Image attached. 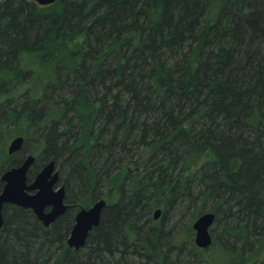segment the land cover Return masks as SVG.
I'll use <instances>...</instances> for the list:
<instances>
[{"label":"trees","instance_id":"1","mask_svg":"<svg viewBox=\"0 0 264 264\" xmlns=\"http://www.w3.org/2000/svg\"><path fill=\"white\" fill-rule=\"evenodd\" d=\"M231 2L0 0V194L34 155L29 181L54 162L71 206L46 227L6 205L0 264H264V35ZM102 199L70 248L77 212Z\"/></svg>","mask_w":264,"mask_h":264},{"label":"water","instance_id":"2","mask_svg":"<svg viewBox=\"0 0 264 264\" xmlns=\"http://www.w3.org/2000/svg\"><path fill=\"white\" fill-rule=\"evenodd\" d=\"M41 6H50L57 0H34ZM25 143L23 137L14 139L9 148V154L18 153ZM36 161L34 155H29L22 165L14 167L4 173L5 183L0 194V230L4 225L3 211L6 205H16L32 210L40 222L46 227L51 226L60 216L64 215L69 206L65 203V188L59 186V171L54 162L46 165L33 179L29 181L28 174ZM105 200L94 203L89 208H82L77 212L75 225L68 239L70 248L79 249L85 246L89 234L99 226ZM162 210L157 209L154 218L158 220ZM216 222L214 213L201 215L193 224L195 243L201 249H208L213 245L212 228Z\"/></svg>","mask_w":264,"mask_h":264},{"label":"rangeland","instance_id":"3","mask_svg":"<svg viewBox=\"0 0 264 264\" xmlns=\"http://www.w3.org/2000/svg\"><path fill=\"white\" fill-rule=\"evenodd\" d=\"M234 5H236V9L230 8L232 16L237 20V22L248 25L251 28L252 37L257 39L258 37H262L264 35V12L259 10V8L253 9L251 5L242 3V0H231ZM228 0H215L214 10L220 8L221 5L226 4ZM238 3V4H237ZM260 26V27H259ZM259 39V38H258ZM260 40V39H259ZM251 52V50H249ZM256 52V48L252 49V54ZM12 142V141H11ZM8 144V146L11 144ZM144 155V153H142ZM149 152L147 153V157ZM140 162V161H139ZM117 173L112 181L108 184L106 193L110 198H116L117 195V186L120 184L124 173ZM109 200V198H106Z\"/></svg>","mask_w":264,"mask_h":264},{"label":"flooded vegetation","instance_id":"4","mask_svg":"<svg viewBox=\"0 0 264 264\" xmlns=\"http://www.w3.org/2000/svg\"><path fill=\"white\" fill-rule=\"evenodd\" d=\"M33 166H34V164H33ZM33 166L31 167V169L33 168ZM30 169V170H31ZM42 170V169H41ZM30 172V171H29ZM40 172V171H39ZM37 176V175H36ZM31 181H33V180H31ZM59 186H63V185H61L60 184V173H59ZM65 188V187H64ZM65 193H66V189H65ZM65 203L67 204V205H69L67 202H66V197H65ZM69 207H71L70 205H69ZM70 209V208H69ZM74 227V226H73Z\"/></svg>","mask_w":264,"mask_h":264},{"label":"bare ground","instance_id":"5","mask_svg":"<svg viewBox=\"0 0 264 264\" xmlns=\"http://www.w3.org/2000/svg\"><path fill=\"white\" fill-rule=\"evenodd\" d=\"M16 129V128H15ZM8 169V168H7ZM69 206V205H68ZM67 212V211H66ZM70 237V236H69Z\"/></svg>","mask_w":264,"mask_h":264}]
</instances>
